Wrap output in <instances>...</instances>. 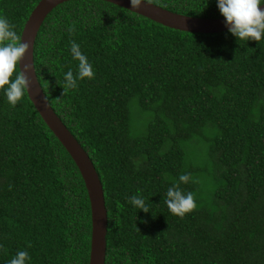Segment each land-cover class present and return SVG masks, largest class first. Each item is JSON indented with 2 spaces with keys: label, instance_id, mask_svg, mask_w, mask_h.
Segmentation results:
<instances>
[{
  "label": "trees",
  "instance_id": "16d2710c",
  "mask_svg": "<svg viewBox=\"0 0 264 264\" xmlns=\"http://www.w3.org/2000/svg\"><path fill=\"white\" fill-rule=\"evenodd\" d=\"M39 0H0L21 31ZM171 12L223 17L216 0H146ZM94 77L75 72L69 42ZM37 81L99 177L107 216L104 264H264V38L165 27L108 2L55 7L33 47ZM15 75V73L13 74ZM180 186L196 206L164 203ZM143 195L149 211L127 197ZM90 207L77 167L27 94L0 90V264H88Z\"/></svg>",
  "mask_w": 264,
  "mask_h": 264
},
{
  "label": "clouds",
  "instance_id": "9594fccd",
  "mask_svg": "<svg viewBox=\"0 0 264 264\" xmlns=\"http://www.w3.org/2000/svg\"><path fill=\"white\" fill-rule=\"evenodd\" d=\"M131 7L139 8L146 4V0H129ZM217 7L224 17L225 26L229 33L238 40L260 41L264 38V0H216ZM72 58L78 61L75 72L69 68L63 73V91L77 86V81L84 78H93V65L87 55L81 50L75 40L69 42ZM30 44L22 40L16 31L15 25L3 15H0V90L7 102L15 106L28 90V73L31 66L21 62L25 59ZM15 73V75H13ZM190 173H181L168 188L163 196L168 210L178 216H183L196 206L194 194L185 191L180 185L189 180ZM137 209L149 211V202L143 195L133 194L127 197ZM31 257L27 249H18L4 264H28Z\"/></svg>",
  "mask_w": 264,
  "mask_h": 264
},
{
  "label": "water",
  "instance_id": "95a60500",
  "mask_svg": "<svg viewBox=\"0 0 264 264\" xmlns=\"http://www.w3.org/2000/svg\"><path fill=\"white\" fill-rule=\"evenodd\" d=\"M72 0H39L25 21L22 31V40L30 44L25 59L21 62L31 66L27 74L29 79L26 94L34 109L59 141L65 151L69 154L78 169L84 183L90 207V249L88 264H104L107 231V216L104 204V196L99 177L88 155L64 126L58 116L50 107L46 97L37 81L33 64V47L37 32L47 15L58 5ZM124 8L130 12L143 16L165 27L191 33L214 34L228 31L225 26L224 17L200 18L182 15L161 8L146 1L139 8L131 7L129 0H99ZM264 8V5H259Z\"/></svg>",
  "mask_w": 264,
  "mask_h": 264
}]
</instances>
